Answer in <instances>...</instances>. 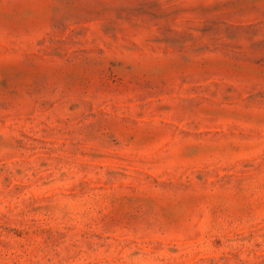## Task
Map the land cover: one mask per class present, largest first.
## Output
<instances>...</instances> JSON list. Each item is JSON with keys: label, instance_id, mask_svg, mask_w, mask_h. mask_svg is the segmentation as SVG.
<instances>
[{"label": "rangeland", "instance_id": "rangeland-1", "mask_svg": "<svg viewBox=\"0 0 264 264\" xmlns=\"http://www.w3.org/2000/svg\"><path fill=\"white\" fill-rule=\"evenodd\" d=\"M0 264H264V0H0Z\"/></svg>", "mask_w": 264, "mask_h": 264}]
</instances>
